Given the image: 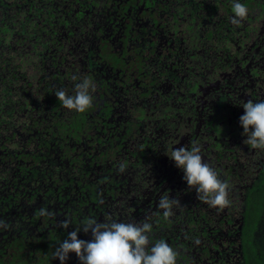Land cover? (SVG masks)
Returning a JSON list of instances; mask_svg holds the SVG:
<instances>
[{
	"label": "trees",
	"instance_id": "obj_1",
	"mask_svg": "<svg viewBox=\"0 0 264 264\" xmlns=\"http://www.w3.org/2000/svg\"><path fill=\"white\" fill-rule=\"evenodd\" d=\"M86 1L0 0V264H60L53 252L69 232L89 241L91 232L80 229L107 220L151 224L149 247L165 240L177 264H264V162L247 172L245 164L230 163L228 153L220 155L221 148L204 160L229 186L230 203L222 209L198 198L181 169L159 183L167 181L163 195L180 203L170 215L157 207L162 194L156 186L151 216L125 204L144 182L142 162L158 164L142 135L146 106L138 107V116L133 111L135 94L145 102L191 87L179 52L188 41L166 20L148 19L149 7L157 2L164 16L183 4ZM95 11L105 21L108 47L97 48L82 27L81 18ZM79 43L88 50L85 58L69 60ZM83 79L94 85L93 103L79 113L55 93L74 95ZM65 264L81 262L70 253Z\"/></svg>",
	"mask_w": 264,
	"mask_h": 264
},
{
	"label": "flooded vegetation",
	"instance_id": "obj_2",
	"mask_svg": "<svg viewBox=\"0 0 264 264\" xmlns=\"http://www.w3.org/2000/svg\"><path fill=\"white\" fill-rule=\"evenodd\" d=\"M181 2L183 7L173 6L180 8L179 13L168 8L164 16L159 13L158 3L153 2L147 16L148 19L154 16L166 20L176 35L188 41V45L184 44L185 48H180L179 52L180 59L189 64L191 79L188 83L191 87L189 91H178L170 98L164 96L167 91L147 97L145 102H137L138 94H135L133 111L138 116V107L146 106V130L142 135L155 151L154 158L158 164L142 162L140 170L144 182L139 183L140 190L129 192L125 204L132 210L141 209V217L145 218L151 216L156 208L159 195L151 198L154 186L162 195L166 194L167 181L159 183L163 177L168 179L169 170H179L168 157L172 149L198 147L204 161L213 158L221 148L220 155L228 153L230 163L238 169L245 164L247 172L251 167L261 170L264 162V150L253 149L244 143L247 137L239 123L244 103L264 99V0H240L248 14L237 18L239 23H233V0ZM97 12L100 11L92 12L84 22L81 18L82 27L85 35L92 36V43L97 48L108 47L111 41L103 31L105 21H101ZM93 20L96 22H91ZM137 23L135 21L134 26L138 27ZM204 29L211 31L209 38L204 37ZM139 43L140 40H134L135 47L143 46ZM82 49L83 44L79 43L70 52L69 60L72 57L85 58L82 51L88 50ZM137 88L135 86L134 90ZM150 164L155 166L151 168Z\"/></svg>",
	"mask_w": 264,
	"mask_h": 264
},
{
	"label": "clouds",
	"instance_id": "obj_3",
	"mask_svg": "<svg viewBox=\"0 0 264 264\" xmlns=\"http://www.w3.org/2000/svg\"><path fill=\"white\" fill-rule=\"evenodd\" d=\"M232 9L233 23H239L237 18H244L248 14V9L240 0H233ZM93 87L90 80L83 79L75 85L74 95L67 94L63 89L55 95L65 108L84 113L92 106L90 90ZM242 106L244 112L239 117V123L243 135L247 137L244 143L253 149L264 150V99L248 101ZM168 157L183 171V179L190 188H195L198 198L221 209L229 205L228 184L219 179L216 171L202 160L198 147L172 149ZM179 204L177 199L162 195L157 207L168 216L173 207ZM150 229L151 224L147 222L89 221L80 230L85 233L90 231L92 239H78V231H71L55 248L53 257L60 264H65L70 253H75L81 264H177V252L165 240L161 239L149 247Z\"/></svg>",
	"mask_w": 264,
	"mask_h": 264
}]
</instances>
